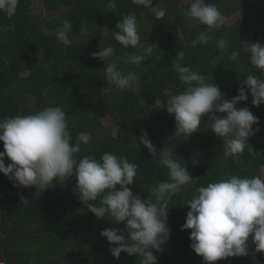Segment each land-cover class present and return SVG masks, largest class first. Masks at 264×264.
<instances>
[{
  "label": "trees",
  "instance_id": "trees-1",
  "mask_svg": "<svg viewBox=\"0 0 264 264\" xmlns=\"http://www.w3.org/2000/svg\"><path fill=\"white\" fill-rule=\"evenodd\" d=\"M160 1L153 0V6H160ZM212 1L209 0L210 3ZM43 2L55 13L53 19L44 20L32 14L30 7L11 18L0 13V120L28 115L47 106L61 107L68 114L73 142L80 132H88L92 136L89 145L81 146L78 158L83 155L99 158L105 152L127 157L129 162L138 165L136 182L129 187L143 199L149 198L148 190L168 179V170L139 140L142 131L152 134L149 138L156 145L157 155L163 148L172 152L173 158L188 168L195 179L168 205L170 239L162 245L161 252L153 250L157 264H203L202 257L190 247L191 230H181L190 208L185 206L186 201L192 198L199 186L227 179L232 174L262 176L264 103L253 106L249 92L248 100L236 106L238 109L249 108L259 119V124L253 125L254 130H259L249 137V144L237 163L233 158L223 156V140L210 130L208 116L201 121L200 130L187 139H177L174 132L166 136L161 127L175 125V118L166 109L157 108L155 102L159 98L166 104V97L181 92L178 87L180 81L172 69L179 51L184 53V63L206 76L209 83L219 86L226 99L230 94L233 97L239 94L242 80L249 74L264 79V74L249 63L244 46L249 39L264 45V0H216L221 2L223 8H218L224 16L237 10L243 13L236 23L230 26L223 24L210 32L217 40L225 37L229 40V52H240L238 63L228 60L227 55L217 48L216 40L192 47L193 39L207 29L205 25L186 20L184 12L190 1L183 6L177 5V1L167 2L163 7L167 9L163 21L156 20L149 10L132 4L131 0H117L116 9L108 8L107 0ZM128 14H135L137 18L140 35L137 48L125 49L113 38L116 24ZM64 20L73 23V39L70 37L69 41H74L75 46L56 39L57 26ZM81 26L87 28L86 35L79 36ZM143 44L157 47L141 68L120 64L121 70L137 73L141 78V90H114L105 95V62L92 58V54L98 52L97 45L101 49L111 45L117 56L126 58L132 52L142 53ZM25 72L28 75H24ZM95 95L98 101L89 104ZM22 104V113L19 114V105ZM79 104H88L87 120L75 115L74 109ZM107 115L117 126L115 137H111L109 131H100L97 126L99 120ZM0 151H4L2 141ZM9 163L11 161L5 157V164ZM75 188L76 177L72 176L37 193L34 187H15L7 176L0 173V212L13 214L9 220L0 217V246L3 242L0 261L4 264H33L35 261H39L37 264H63V256L75 242L80 264H138L136 256L121 253L116 259L111 255L109 242L101 236V231L116 225L107 218L98 219L88 211ZM21 197L29 202L25 204ZM248 249L246 257H230L215 263L264 264V252H255L251 239Z\"/></svg>",
  "mask_w": 264,
  "mask_h": 264
},
{
  "label": "clouds",
  "instance_id": "clouds-1",
  "mask_svg": "<svg viewBox=\"0 0 264 264\" xmlns=\"http://www.w3.org/2000/svg\"><path fill=\"white\" fill-rule=\"evenodd\" d=\"M19 3L20 0H0V13L13 17ZM131 3L149 10L158 21H163L167 14L166 8L153 6V0H131ZM107 7L116 9L117 0H107ZM184 16L189 23L205 25L207 29L193 39L192 47L216 40L217 48L227 55L229 61L239 62L240 52H229L230 42L226 37L217 40L210 34L213 29L218 30L225 19L215 3L190 0ZM138 28L135 14L125 15L116 24L117 30L112 31L113 38L125 49L137 48L140 45ZM86 34L87 28L81 26L79 36ZM70 37L73 39V23L64 20L57 26L56 39L67 44ZM180 39L183 41L181 35ZM154 47L157 45L149 44L142 53L132 52L126 58L117 56L116 49L111 45L93 53V59L105 62L107 86L103 88L104 94H111L114 90L140 91L141 78L135 71L121 70L120 64L141 68ZM247 52L249 63L264 74V45L248 43ZM172 69L180 84L186 87L166 97V104L157 98L155 106L174 115V137L187 139L200 130L201 121L208 116L210 130L223 140V156L239 163L249 144V137L259 130L253 128V125L259 124V119L249 108L238 109L236 106L248 100L249 92L253 106L264 103V79L249 74L242 80L239 94L229 100L219 86L209 83L206 76L184 63L183 51L177 53ZM44 94H47L46 91ZM139 140L168 170V179L148 190L150 196L147 199L134 194L129 187L136 182L138 165L129 162L127 157L105 152L99 158L92 155L78 158L81 146L89 145L92 136L88 132H80L73 142L68 114L59 106H47L28 115L0 120V141L4 147V151H0V173L7 176L15 187H34L37 193L75 176L74 191L88 211L98 219L107 218L116 225L101 231V236L110 245H116L109 248L111 255L119 259L121 253H126L138 257V264H157L154 251L161 252L162 245L170 239L168 205L195 179L188 168L173 158L172 152L163 148L157 155L146 131H142ZM5 157L11 163L6 165ZM21 201L25 204L29 202L23 197ZM185 206H190V210L181 230H191L190 247L202 257L203 264L248 256L250 239L255 245V252H264V176L232 174L227 179L209 182L206 186H199Z\"/></svg>",
  "mask_w": 264,
  "mask_h": 264
},
{
  "label": "rangeland",
  "instance_id": "rangeland-1",
  "mask_svg": "<svg viewBox=\"0 0 264 264\" xmlns=\"http://www.w3.org/2000/svg\"><path fill=\"white\" fill-rule=\"evenodd\" d=\"M171 1H177V5L179 6H183L185 4H187L190 0H161L160 1V7H164V5L167 2H171ZM211 3H215L217 5V7L219 8H223V6L219 3L216 2V0H213ZM27 7H30V11L32 12V14L44 19V20H49V19H53L54 18V12L50 11L45 5L43 0H22L19 3L18 6V10L16 12V14H21L23 13ZM243 16V13L240 10L237 11H233V12H228V14H226L225 19H224V25L230 26L233 23H236L241 17ZM77 42V41H76ZM253 39H249L247 42H245L244 46L247 49V44L248 43H253ZM67 44L71 45V46H75L76 43L74 41H69ZM100 45V44H99ZM99 45H97L98 48H96V51H99L101 49V47H99ZM148 46V44H143L141 47L142 52L143 49L146 48ZM24 75H28V72H25ZM179 90L183 91L184 87H186L185 85H179ZM233 96L230 94L229 95V100L232 99ZM98 96H93L90 100H89V104H94L96 101H98ZM165 101H167V98H165ZM87 105H82L79 104L75 107L74 109V113L75 115L81 119V120H87L89 118L88 112H87ZM22 106L19 105V114L22 113ZM97 126H99V130L100 131H109V134L111 137H115L117 136V126L115 125V123L113 122L112 118L110 116H103ZM161 130L163 133H165V135H170L173 132H175V125L169 126V127H161ZM153 135L150 134L149 137H152ZM156 146V145H155ZM261 174L262 176H264V165L261 166ZM190 210V208L188 209V211ZM12 213H8V212H0V217L3 220H9L12 217ZM5 235V232H4ZM2 244L3 242L1 241V246H0V250H2ZM93 246V245H92ZM116 245H108V250L110 247H114ZM108 250H106L107 252H109ZM253 255V251L251 252V256ZM0 257H2L1 253H0ZM39 262V261H38ZM38 262H34L33 264H37ZM4 264V262H3ZM214 264H216L214 262Z\"/></svg>",
  "mask_w": 264,
  "mask_h": 264
},
{
  "label": "water",
  "instance_id": "water-1",
  "mask_svg": "<svg viewBox=\"0 0 264 264\" xmlns=\"http://www.w3.org/2000/svg\"><path fill=\"white\" fill-rule=\"evenodd\" d=\"M63 264H80L78 261V255L76 250V243L72 242L69 250L62 258Z\"/></svg>",
  "mask_w": 264,
  "mask_h": 264
}]
</instances>
